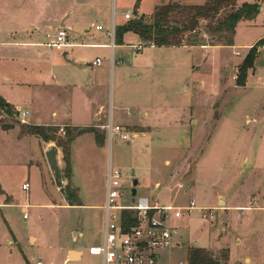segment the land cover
Returning a JSON list of instances; mask_svg holds the SVG:
<instances>
[{"label": "rangeland", "instance_id": "374dc122", "mask_svg": "<svg viewBox=\"0 0 264 264\" xmlns=\"http://www.w3.org/2000/svg\"><path fill=\"white\" fill-rule=\"evenodd\" d=\"M169 1L206 2L0 0V87H18L10 97L21 105V116L28 111L30 125L59 126V136L66 135L67 125L94 126L104 136L102 144L94 132L76 137L67 161L64 149L50 142L58 149L60 183L41 137L22 131L27 122L6 118L17 127L10 131L0 125V191L3 186L14 197L0 214V264H102L89 247L103 243L106 212L99 206L106 200L110 164L124 178L120 204L143 195L151 203L181 207L197 202L175 220L179 245L162 251L159 264H188L196 246L222 264H264V0H241L263 9L252 21L238 23L234 45L225 40L211 45L203 22L186 38L198 36L206 45L139 46V35L128 31L125 40L135 47L104 46L114 40L117 26L142 16L150 22L156 7ZM62 18L76 43L67 50L70 62L64 51L45 45L51 39L46 33L56 31ZM252 48L255 66L246 85L239 86L240 68ZM97 58L100 65L93 64ZM102 106L103 118L96 120ZM111 113L116 124L119 116L134 121L121 125L129 140L110 139ZM133 169L140 181L135 196ZM25 181L30 191L22 189ZM66 186L81 205L69 204ZM200 207L215 208L209 222ZM71 248L81 249L83 259L68 260Z\"/></svg>", "mask_w": 264, "mask_h": 264}, {"label": "trees", "instance_id": "16d2710c", "mask_svg": "<svg viewBox=\"0 0 264 264\" xmlns=\"http://www.w3.org/2000/svg\"><path fill=\"white\" fill-rule=\"evenodd\" d=\"M260 10L261 4L258 2L238 4V0H206L203 4L164 3L156 7L150 22L142 16L117 26L114 41L118 45L123 44L124 34L133 31L139 35L144 45L160 47L206 45L198 36L186 38L187 32H197V29L204 22L207 30L211 33V45H216L217 40H225L224 44L234 45L238 23L242 20L255 19ZM260 43L264 45V38L260 39ZM257 56L256 49L252 48L240 68V74L236 81L237 85H246L248 70L254 68ZM18 112L14 105L0 95V125L4 130L15 126L10 122H6L5 119L16 120ZM21 127L22 131L37 135L46 142L55 141L58 147L64 149L66 161L70 158L71 143L79 135L85 132H94L99 144L104 141L103 134H100L94 126L80 128L67 125L65 136L58 135L59 126L21 123ZM64 193L68 197L70 205L82 204L79 196L76 195L71 186H66ZM132 214L130 211H124L122 214L125 218L123 220L125 231H128L131 225H134L135 219ZM188 261V264H222L210 251L200 246L191 249Z\"/></svg>", "mask_w": 264, "mask_h": 264}, {"label": "built area", "instance_id": "2783aa9c", "mask_svg": "<svg viewBox=\"0 0 264 264\" xmlns=\"http://www.w3.org/2000/svg\"><path fill=\"white\" fill-rule=\"evenodd\" d=\"M133 16L131 10L125 13V17L130 19ZM97 29H103L102 25L96 26ZM110 36L114 34L108 33ZM50 41L45 43L49 47H55L60 51H67L76 46L73 42L70 32L65 27H59L53 33H48ZM114 40L112 48H114ZM95 64H100L101 59L97 58ZM28 111L19 112L17 117L25 123V117ZM109 128L110 139L114 135L120 136L123 140H129L130 135L124 127L115 124L111 118L107 125ZM23 190L30 189V183L22 185ZM125 189L124 178L121 171L112 164L108 167L106 180V200L104 209L106 212V223L104 228V239L102 244L89 247V253L101 256L102 264H159V254L162 251L170 250L178 246L176 236L178 226L175 220L181 218L185 212H190L197 208L195 199L190 201L186 207L174 206L172 204H162L160 200L151 203L147 196H140L139 200L131 199L130 204H120L119 199L124 196ZM213 207H200L202 219L209 222L214 217ZM124 211L132 212L135 219L134 225L130 226L128 231L123 228L122 216ZM28 210H25L24 218H28ZM37 264H43L39 261ZM177 264H184L179 262Z\"/></svg>", "mask_w": 264, "mask_h": 264}, {"label": "crops", "instance_id": "0c3cea01", "mask_svg": "<svg viewBox=\"0 0 264 264\" xmlns=\"http://www.w3.org/2000/svg\"><path fill=\"white\" fill-rule=\"evenodd\" d=\"M169 2H176V1H169ZM169 2H161L159 5H161V4H164V3H169ZM243 2H246V1H241V0H238V4H242ZM250 2V1H249ZM177 3H181V2H177ZM181 4H183V3H181ZM185 4V3H184ZM188 4H191V3H188ZM262 9H263V5H262ZM261 9V10H262ZM69 16H70V14H69ZM64 18V17H63ZM61 19V21L58 23V26L56 27V29H58L60 26H62V23L64 22L65 23V21H66V19L68 18V17H66V19L64 20V19ZM247 21V20H246ZM250 21H252V20H250ZM49 27L51 28L52 26H50L49 25ZM97 28V27H96ZM101 30H104V27H103V29H101ZM87 31H90V29H88ZM48 33H53V32H48ZM48 33H46V34H48ZM107 33H109V32H107ZM264 36V35H263ZM111 37V36H110ZM111 39H112V37H111ZM123 44H119V45H133L134 47L136 46V44H130L128 41H126L125 40V36L123 37ZM139 46H141L142 45V41H141V38L139 37ZM11 43H13V42H11ZM15 45H17V44H20V42H17V41H15ZM23 43H25V42H23ZM112 43H113V39H112V41L110 42V43H104V46H110L111 48H112ZM29 44V43H28ZM33 46H35L36 47V49H37V51H41V48H40V46L39 45H35V43L34 44H32ZM114 48H112L113 50L116 48V47H118L119 45L118 44H116L115 43V41H114ZM249 46H251V45H248L247 47H249ZM190 47V46H189ZM68 60V59H67ZM69 61V60H68ZM70 62V61H69ZM101 63H102V60H101ZM100 63V64H101ZM77 64V63H76ZM94 65H100V64H95V63H93ZM85 70H87L86 68H85ZM4 81H9V79H4ZM8 84V83H7ZM9 84H10V81H9ZM20 84V83H19ZM18 87H15L14 88V86H7V85H4V86H1L0 87V95H2L9 103H11L12 105H14L15 106V108L20 112V114H21V105H19V102L18 101H15L14 99H12V97H10V94L12 93V91L14 90V89H17ZM104 110H105V106L103 107H101L100 108V110H99V112L97 113V115L95 116V119L96 120H100V119H102L103 118V112H104ZM28 114H29V112H28ZM54 118H56V117H54ZM111 118H112V120H113V122H114V115L111 113ZM119 119H120V121H118V123L117 124H119V125H122V124H130V123H134V121L133 120H129V119H124L123 117H121L120 118V116H119ZM28 123V124H30V122H28V120L27 119H25V123ZM115 123V122H114ZM50 124H55V125H62V124H64V123H56V122H54V123H50ZM116 124V123H115ZM44 125V124H43ZM15 128H17V127H13V128H11V129H9L8 131H10V130H12V129H15ZM1 129L2 130H4L2 127H1ZM18 130V129H17ZM5 131V130H4ZM19 131V133H20V135L21 136H24V135H28V134H22V132H21V130L19 129L18 130ZM135 134H133V136H134ZM41 141H42V143H41V149H42V151H43V153H46L47 152V150H49L50 148H51V143L50 142H46V141H44L42 138H41ZM97 146H98V148H102V147H100L98 144H97ZM59 165H60V163H59ZM73 175H74V173H73ZM106 180H107V177L105 178V196H106ZM26 182H28V181H25V182H23L22 183V185L24 184V183H26ZM140 182V181H139ZM29 183V182H28ZM75 184V183H74ZM76 185V184H75ZM77 186V185H76ZM30 188H31V186H30ZM57 188H58V186H57ZM79 188V187H78ZM158 188V186H156V189ZM23 189V188H22ZM59 189V188H58ZM80 189V188H79ZM191 189V186L189 185V186H187V188H186V191H189ZM24 191H30V189L29 190H24ZM62 192V191H61ZM143 196H146V195H143ZM221 197H224V199H225V201L227 202V198H225V196H220V199H221ZM13 199H14V197L2 186L1 187V191H0V214H2L3 216H4V210H3V208H6V207H8V205H11V203H13ZM161 201V200H160ZM220 203V202H219ZM104 204H105V201H104V203H103V205H100L99 207H101L102 209H104ZM242 208H244V207H242ZM248 208V207H247ZM104 228L105 227H103V239H104ZM76 234H79V233H76ZM33 239V238H32ZM102 239V240H103ZM10 241H13V240H10ZM93 245H97V244H93ZM178 245H179V243H178ZM92 246V245H91ZM77 251V252H79V258H76V259H74V260H81V259H83V256H84V253H83V251L81 250V249H78V248H71L69 251H68V254H67V258H68V260H69V257H70V253H71V251Z\"/></svg>", "mask_w": 264, "mask_h": 264}, {"label": "water", "instance_id": "95a60500", "mask_svg": "<svg viewBox=\"0 0 264 264\" xmlns=\"http://www.w3.org/2000/svg\"><path fill=\"white\" fill-rule=\"evenodd\" d=\"M64 26H65V23L63 22L61 27H64ZM68 54H69V51H65L63 53V56L67 59ZM18 114H19V112H18ZM46 156H47V160L49 162L50 168L52 169L56 180L61 183L62 182V178H61L62 173H61L59 160H58V149L55 146H52L49 150H47ZM132 176H133V182H132L133 194L132 195L135 196L137 194V186L140 184V182H139L138 178L136 177V172L134 169L132 171ZM63 192H64V190H63ZM66 199L68 200V197H66ZM222 199H224V197H221L220 202L222 201ZM78 256H79V252L71 251L70 257L76 259V258H78Z\"/></svg>", "mask_w": 264, "mask_h": 264}]
</instances>
